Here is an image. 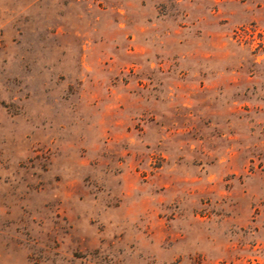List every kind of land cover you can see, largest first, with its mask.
<instances>
[{"label": "rangeland", "instance_id": "1", "mask_svg": "<svg viewBox=\"0 0 264 264\" xmlns=\"http://www.w3.org/2000/svg\"><path fill=\"white\" fill-rule=\"evenodd\" d=\"M0 264H264V0H0Z\"/></svg>", "mask_w": 264, "mask_h": 264}]
</instances>
